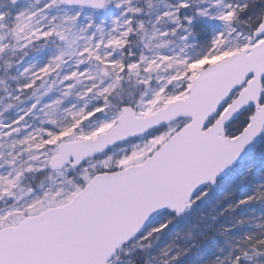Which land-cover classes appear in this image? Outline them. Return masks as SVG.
<instances>
[{"label":"snow or ice","instance_id":"obj_1","mask_svg":"<svg viewBox=\"0 0 264 264\" xmlns=\"http://www.w3.org/2000/svg\"><path fill=\"white\" fill-rule=\"evenodd\" d=\"M0 264H264V0H0Z\"/></svg>","mask_w":264,"mask_h":264}]
</instances>
